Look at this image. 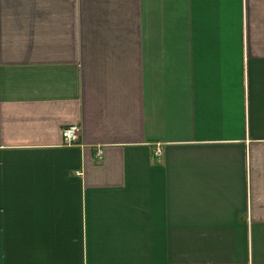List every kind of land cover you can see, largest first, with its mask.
<instances>
[{
  "label": "crops",
  "instance_id": "crops-1",
  "mask_svg": "<svg viewBox=\"0 0 264 264\" xmlns=\"http://www.w3.org/2000/svg\"><path fill=\"white\" fill-rule=\"evenodd\" d=\"M0 264H264V0H0Z\"/></svg>",
  "mask_w": 264,
  "mask_h": 264
},
{
  "label": "built area",
  "instance_id": "built-area-1",
  "mask_svg": "<svg viewBox=\"0 0 264 264\" xmlns=\"http://www.w3.org/2000/svg\"><path fill=\"white\" fill-rule=\"evenodd\" d=\"M80 128L77 124H70L62 129V137L65 144H72L77 141L79 137ZM156 153L160 154V148L156 149Z\"/></svg>",
  "mask_w": 264,
  "mask_h": 264
}]
</instances>
